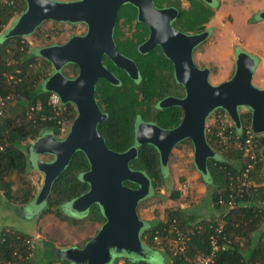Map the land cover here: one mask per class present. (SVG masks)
I'll list each match as a JSON object with an SVG mask.
<instances>
[{"label": "trees", "instance_id": "1", "mask_svg": "<svg viewBox=\"0 0 264 264\" xmlns=\"http://www.w3.org/2000/svg\"><path fill=\"white\" fill-rule=\"evenodd\" d=\"M153 3L157 8H176L179 14L172 26L186 34L205 31L206 24L213 17V11L202 0H188L189 7L185 9L180 7V0H153ZM25 8V0H13L10 5L0 2V34L6 33L11 20L22 14ZM136 16V8L131 4L118 9L113 40L117 50L136 64L138 79H131L108 58H103V64L119 83L114 85L103 79L96 82L95 98L106 115L97 130L110 150L121 153L136 147V156L129 167L148 178L150 192L146 199H152L165 185L167 168L161 165L159 153L153 145L136 144V124L152 123L164 130L176 127L182 118L181 109L177 106L159 108L158 103L167 97L182 98L184 89L176 82L173 66L158 46L145 54L138 51V46L148 36V28L138 22ZM36 54L28 51L22 37L4 38L0 43V96L10 97L0 107V197L15 208L23 207L35 198L34 188L27 178L31 170L30 143L45 134L59 139L63 125L70 126L77 114L70 103H60L59 110L49 104L51 92L46 91L43 84L53 69L43 58L42 65L36 68ZM65 68L72 75L77 72L75 65L68 64L61 71L66 77L69 74ZM239 121L240 127L236 128L220 108L206 119L205 139L215 156L207 159V181L204 184L211 206L221 215L201 218L188 215L180 207L168 209L165 220L155 215L144 221L140 241L147 259L133 260L123 255L113 264H156L152 262L156 256L162 259L161 264H167L166 261L170 264H198V258L209 256L213 257L210 264H259L264 259V162L259 137L251 130V113H239ZM249 135L256 145L257 162L247 174L249 185L238 194L236 191L249 164L243 149ZM183 143L192 146L186 139L175 147ZM88 170L85 154L76 151L53 181L40 217L51 215L74 227H81L85 221L101 226L105 218L99 205H92L82 214L69 210L70 202L89 189L88 183L82 179ZM124 184L136 188L130 182ZM179 195L174 192L172 197L178 198ZM229 201L234 203L232 209L228 207ZM178 234L188 238L181 252H175L173 246ZM1 236L4 241L0 244V264H66L53 254V247L47 242L39 254L34 244H30L32 236L7 228L0 230ZM211 236H215L218 246L213 255ZM223 245H227V249H222Z\"/></svg>", "mask_w": 264, "mask_h": 264}, {"label": "water", "instance_id": "2", "mask_svg": "<svg viewBox=\"0 0 264 264\" xmlns=\"http://www.w3.org/2000/svg\"><path fill=\"white\" fill-rule=\"evenodd\" d=\"M25 4L24 12L12 23L4 38L28 36L45 21L86 26L84 35L72 36L61 45L37 51L53 69L43 84L44 89L55 93L60 103L72 104L77 114L63 139L45 134L31 145L34 156L53 157L51 161L34 160V167L43 175L35 203L39 206L45 203L53 181L73 154L81 151L89 163V170L82 175L89 189L70 202L69 208L74 214H82L97 204L105 218L96 234L82 247L58 250L61 261L66 264H113L116 257L123 255L133 260L147 259L140 241L145 223L137 214V206L149 196L150 182L142 172L129 167L136 156L135 146L121 153L110 150L97 130L106 115L95 98L96 82L103 79L114 85L119 83L104 66L103 57L131 79H138L136 64L122 55L113 41L117 12L124 4L134 6L137 21L148 28V36L138 46V51L145 54L158 46L171 62L176 82L184 89L182 98L167 97L158 103L159 108L179 107L182 111L180 123L164 130L152 123L139 122L135 129L136 144L153 145L161 165L167 167L173 148L188 139L193 147V164L205 177L207 159L215 156L205 139L207 117L215 109H223L239 128V109L245 107L251 113V130L259 137L264 162V90L252 84L256 63L246 52L237 53L230 79L212 85L208 79L210 70L197 67L193 61V50L205 41L209 32L186 34L173 28L171 23L178 15L174 7L157 8L153 0H25ZM259 18L264 20V11ZM67 64L77 67L74 78L62 74ZM125 182L136 188L126 186Z\"/></svg>", "mask_w": 264, "mask_h": 264}, {"label": "rangeland", "instance_id": "3", "mask_svg": "<svg viewBox=\"0 0 264 264\" xmlns=\"http://www.w3.org/2000/svg\"><path fill=\"white\" fill-rule=\"evenodd\" d=\"M180 7L187 8L188 0H180ZM206 7L212 11L214 10L211 23L208 22L205 26L206 30H210V34L197 47V52L204 53L206 60L212 59L216 66L221 69L222 75L225 72L224 68H226L227 60L221 58V54L216 49L217 47L222 52L230 46L233 47L236 54L242 51L246 52L254 58L256 65L258 60L262 61L261 67L254 72L252 84L264 90V20L259 18L260 12L264 11V0H213ZM17 17L15 16L10 24ZM85 29V25L82 23L69 24L45 21L39 26L38 30L22 37V40L27 44L28 51L37 53L40 48L63 44L70 37L84 33ZM219 33H223L222 38L219 37ZM36 55L38 62L36 68H38L42 65V57ZM196 66L199 67L197 64ZM48 71L50 72L51 69ZM64 71L68 73L69 69L65 68ZM68 74L69 77H72V74ZM229 74L230 70H227L224 74L225 78ZM209 82L216 85L211 76H209ZM246 112H250L248 108L239 109V113ZM68 130L69 124L65 123L59 140L66 136ZM30 153L29 158L33 156L34 160L50 161L53 159L51 155L44 154L36 157L33 151H30ZM34 163L30 164L31 170L27 178L33 186L36 196L42 186L43 175L36 170ZM166 168L167 178L159 195L156 198L142 201L137 207V214L142 221L152 219L155 215L160 220H165L167 210L178 207L189 209L192 214H196L201 218H208L210 215H221L219 210L211 206L206 196L204 182L207 179L196 170L193 164V147L190 144L183 143L178 147H174ZM174 192H179L178 198L172 197ZM43 209L44 206L37 205L35 200L21 208H15L0 199V230L7 228L32 236L36 253L39 251V254L44 249V242H47V244L52 245L53 254L55 253L58 258V250L82 247L100 228V225L91 224L88 221L83 222L81 227H74L59 221L51 215L40 217ZM158 260L159 257L156 256L155 262Z\"/></svg>", "mask_w": 264, "mask_h": 264}, {"label": "built area", "instance_id": "4", "mask_svg": "<svg viewBox=\"0 0 264 264\" xmlns=\"http://www.w3.org/2000/svg\"><path fill=\"white\" fill-rule=\"evenodd\" d=\"M0 2L10 5V4H12L13 0H0ZM9 99H10L9 96H7L5 98H2L0 96V107L3 106L4 102L9 100ZM48 102H49V104L52 106V108L54 110H59L60 109V100H59V97L55 93H51L50 94ZM243 149H244V154L249 159V164H248L245 172L243 173V180L239 184V189H237V191H236L238 194L241 192V189L243 187H247L249 185V182H247V177H248L247 174H248L249 170L257 162L256 145L253 143L252 136L249 135L245 139ZM233 206H234V203L232 201H229L228 202L229 209H232ZM218 232H220V230ZM187 239H188L187 237H185V236H183L181 234H178L177 240H175L173 242V246L175 248L174 251L175 252L183 251L185 249ZM216 240L217 239L215 238V236H211L210 237L211 245H212V248H213L211 255H213V252H215L218 249ZM3 241H4V238H3V236H1L0 237V244ZM30 244H31V246L34 244L33 240H32V242ZM263 246H264V243H263ZM222 249H227V245H223ZM212 259H213L212 256H209L207 258H198L197 259V263L198 264H210L213 261ZM7 264H11V263H7ZM259 264H264V259Z\"/></svg>", "mask_w": 264, "mask_h": 264}, {"label": "crops", "instance_id": "5", "mask_svg": "<svg viewBox=\"0 0 264 264\" xmlns=\"http://www.w3.org/2000/svg\"><path fill=\"white\" fill-rule=\"evenodd\" d=\"M220 13L222 14L221 10H220ZM210 21H209V23H211ZM11 25L12 24H10L7 29H9ZM7 29H5V31H7ZM209 32H210V30H209ZM4 35L5 34H0V43L3 41ZM219 37L222 38L223 37V33H219ZM215 44H217V43H215ZM216 49L221 54V58H224V59L227 60L226 68H224L225 72L227 70H230V74L228 75L227 78H225V76H224L225 72H223V75H222L221 69L216 66V64L212 61V59L206 60L204 58L205 54L204 53L203 54L202 53H198L197 49L193 52V61L200 68H208L210 70L209 76L212 77L213 81H215V84H219L221 82H224V81L230 79V77L232 76V74L234 72V67H235L236 52L234 51L232 46H230L228 49L224 50L225 52L224 51L222 52L218 47ZM261 64H262V61L258 60L257 65L255 66L254 72H255V70L257 68L259 69L261 67ZM253 75H254V73H253ZM208 79H209V77H208ZM29 159H30L31 163L34 162L33 156H30ZM0 199L4 200L2 197H0ZM4 202L7 203L5 200H4ZM19 208H21V207H19ZM183 209L188 215H190V216L191 215H195L196 216V214H192L191 211H189V209H186L184 207H183ZM152 262L156 263V264H161L162 263V259L159 258V260L157 262H155V259H154V261H152ZM166 262H167V264H170L169 261H166Z\"/></svg>", "mask_w": 264, "mask_h": 264}, {"label": "flooded vegetation", "instance_id": "6", "mask_svg": "<svg viewBox=\"0 0 264 264\" xmlns=\"http://www.w3.org/2000/svg\"><path fill=\"white\" fill-rule=\"evenodd\" d=\"M188 7H189V3H188ZM177 11H178V10H177ZM178 14H179V11H178ZM177 17H178V15H177ZM177 17H176V18H177ZM176 18H175L173 21H175ZM173 21H172V22H173ZM171 25H172V23H171ZM172 27H173V26H172ZM85 28H86V26H85ZM173 28H174V27H173ZM176 30H177V29H176ZM205 31H206V30H205ZM207 31L209 32V30H207ZM85 32H86V29H85L84 33H82L81 35H84ZM203 32H204V31H203ZM200 33H201V32H200ZM189 34H193V33H189ZM194 34H199V33H194ZM209 34H210V32H209ZM113 41H114V40H113ZM114 43H115V42H114ZM202 43H203V42H202ZM202 43H200L199 45H201ZM58 45H61V44H58ZM199 45H198V46H199ZM51 46H53V45H51ZM198 46H197V47H198ZM197 47H195V49L193 50V52L197 49ZM116 49H117V48H116ZM236 55H237V54H236ZM104 57H105V56H104ZM104 57H103V58H104ZM102 60H103V59H102ZM67 65H68V64H67ZM65 66H66V65H65ZM65 66H64V67H65ZM104 66H105V65H104ZM64 67H63V68H64ZM63 68H62V71H63ZM77 72H78V70H77ZM77 72H76V74H73L72 77H69V76H68V78H74V77L77 75ZM110 72H111V71H110ZM111 73H112V72H111ZM112 74H113V73H112ZM113 75H114V74H113ZM114 76H115V75H114ZM115 78H116V77H115ZM116 79H117V78H116ZM118 82H119V81H118ZM138 123H139V122H138ZM138 123H137V124H138ZM137 124H136V125H137ZM116 258H117V257H116Z\"/></svg>", "mask_w": 264, "mask_h": 264}]
</instances>
